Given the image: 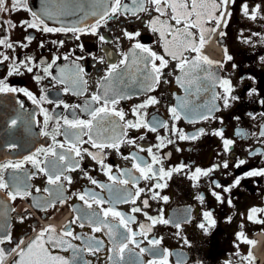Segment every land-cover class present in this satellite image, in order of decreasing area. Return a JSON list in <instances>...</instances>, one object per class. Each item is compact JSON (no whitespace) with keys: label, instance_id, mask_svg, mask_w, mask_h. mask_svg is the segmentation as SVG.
<instances>
[{"label":"flooded vegetation","instance_id":"1","mask_svg":"<svg viewBox=\"0 0 264 264\" xmlns=\"http://www.w3.org/2000/svg\"><path fill=\"white\" fill-rule=\"evenodd\" d=\"M80 2L87 3L88 0H70L69 4L64 6H49L48 0H27L28 10L0 13V38L8 36L14 45L12 49L0 46V53L12 57L17 64L31 57L32 61L38 65L31 73L21 66L20 74L8 75L13 59L0 63V79H5L8 86L18 90L0 93V163L21 160L24 156L32 154L36 148L51 145V137L41 135L43 115L40 113V107L47 109L52 116H67L72 119L75 113L76 116L86 119V114L71 106L82 105L93 93H96L109 64H118L123 54L130 53L132 45L138 41L158 55H165V58L169 59V66L164 69L161 82L154 91H145L141 83L143 77L137 71L136 65L129 69L121 68L123 83L117 78L113 81L112 87L120 90L128 98L121 99L115 108L124 111L125 121H134L136 117L132 114L133 107L145 102L149 96H155L159 103L140 111L145 113L144 118L147 121L152 122L155 118L157 121L166 122L168 128L158 127L156 132H149L143 128L129 129L128 138L135 139L136 144L142 146L145 151L140 152L135 145L124 143L120 146L119 152L114 149H105L104 163L112 166L113 172L116 173L117 169H131L132 160H125L123 157L133 152L150 161L151 158L146 149L159 144L160 141L157 140L159 136L165 139L166 146L159 149L153 147V152L162 160L165 170L181 164L186 167L183 171L173 172L170 178L161 181L166 184V187L155 190L160 196L168 197L166 202L159 198L151 199V193L145 192L142 193L141 199L137 200L136 205L120 203L115 207L125 214H132L130 210L134 206L142 208V212L133 214L136 222L131 227L135 231L139 230L140 224H150L144 215L145 212L154 217L160 216L162 212L164 219L169 220L170 223H158L152 226L149 239H161L157 250L161 256L164 249L168 250L169 264H177L178 260H182L183 264H264V254L256 252L257 246L264 251V224L248 219L252 208L264 210V176L245 175L250 170L264 169V155L259 154L264 152V137L259 135L264 130V59H261L264 57V18H262L264 11L257 14L256 20L244 16L241 11L242 3H248L250 9L257 4L264 9V0H236L234 5L230 4L228 11L232 15L227 18V26L225 27L222 23L211 33L201 49L200 54L214 62L211 71L219 78L231 81L232 91L228 107L224 106L223 99L213 100L215 93L223 95V89L219 86L213 87L210 81H204L202 87L207 90L201 91L198 100H195V97H189V99L195 100V103L199 105L207 104L208 107L215 105L209 119H199L196 112H190L187 116L182 115L178 121L172 120L168 109L178 103L176 97L183 98L186 94L176 82V77L181 75L176 68L177 62L165 54L159 34L153 33L148 26L151 19L159 16L153 5H146L150 11L140 13L139 18L121 15L110 19L98 28L96 35L80 34L79 40L75 39L71 32L45 33L28 28L26 24L21 23L31 22L32 12H36L49 27L53 28L91 25L96 17L86 16L83 12L76 11ZM124 2L130 4V0H124ZM8 3L10 5L11 0H8ZM97 11H99L98 7ZM48 12H52L51 19L48 18ZM167 18V16L161 17V19ZM5 21H11L15 27H9L4 23ZM205 27L213 28L214 22L209 21ZM125 31L139 32L140 36L129 40L124 35ZM193 31H197L198 36V30ZM254 33L257 35H253ZM101 35L107 42L99 40ZM29 36L32 37L31 41L26 39ZM53 41L57 43L54 44ZM61 41H63L62 45L59 43ZM22 44H27V47H22ZM41 44H43L42 47ZM225 50L227 55L232 57L231 60L226 59ZM184 55L191 59L196 54L189 51ZM54 56L60 59L52 66L53 76H59V70L62 67L69 69L68 75H73V61L83 69L81 75L87 82L83 96L73 95L71 91L65 93L63 89L66 85L56 83L51 77H44L42 68L46 63H51ZM65 56L68 57L67 60L64 59ZM78 57L80 59H77ZM139 68H143V65H139ZM36 75L44 78L37 82L34 79ZM105 87L108 85L106 84ZM19 89L30 91L37 98L47 95L53 103L45 101L38 107ZM57 101H63L70 108L64 109L62 105L57 107ZM199 111L206 113L207 109L201 107ZM13 118L18 120L15 128L9 125V121ZM120 123L123 124V122ZM173 125L175 132L171 130ZM51 128L52 122L49 123V130ZM201 129L203 133L199 132ZM220 130L223 131V138L214 134ZM238 130L243 135H238ZM181 131L189 137L196 135V139L180 140ZM118 132L119 129H117ZM141 136L144 137L143 140L139 139ZM84 138L87 139V137ZM169 139L172 141L170 144L167 143ZM224 139L234 141L227 151L223 145ZM57 140L62 142L64 136H57ZM10 144H15L17 147L9 148ZM83 147L97 151L88 144ZM241 159L245 160V163L236 167ZM225 162L228 163L227 168L223 166ZM196 168L212 169V171L207 176L201 175L198 180H192L189 177ZM81 169L83 170L66 173L71 177V183L62 180V194L66 200L63 204L57 201L55 207L44 206L45 200L56 199L58 193L54 186L47 184V178L43 174L37 173L28 179L26 172L36 173V169L29 163H25L22 169L17 170L16 175L28 186L31 195L11 201L4 192H0V235L10 233L12 237V242H6L0 247L13 249L16 248V242L23 240V244L20 245L22 248L40 230L49 225L60 231L75 216L91 211L73 193H82L88 189L107 199L109 195L107 190L102 191L92 185L84 176V171H87L88 175L97 181L109 183L100 166L85 155L81 161ZM12 174V169L5 172V178L9 182H11ZM133 174L139 175L134 170ZM237 178H240L238 185L234 183ZM213 182L219 183L221 187H215ZM153 183L155 181L141 180L139 187L147 189ZM45 187L53 188L51 197L49 193L43 191ZM37 188L40 189L39 192L36 191ZM128 188L135 191L131 185ZM224 188H229L230 191L225 192ZM213 191L221 195L223 202L212 195ZM200 196H203V201L198 199ZM142 199L149 200V207H143ZM37 204L41 207H37ZM108 206V204L104 205V207ZM95 207L93 205L94 209ZM33 212L38 215V218ZM205 212H211L214 224L210 225L205 221L203 215ZM20 217L24 219L21 221ZM257 217L264 219V211H258ZM176 223L180 224L179 228L174 226ZM201 223L206 225L207 231L199 227ZM71 228L75 234L94 235L104 242V247L95 255L84 252L82 254L84 260L91 261V264H110L108 248L111 245L103 232L93 233L86 221L83 228L79 226V222L72 224ZM239 233H243L247 239L255 243L250 245L244 242L238 237ZM137 239H143V237ZM185 239L189 241L188 244L184 243ZM73 243L83 247L81 241H73ZM141 247L149 246L145 241ZM249 253L252 257L251 261L246 259ZM56 254L69 257L71 251H57ZM15 256L16 252H12L4 264H11ZM153 258L151 251L144 253L141 257L145 264Z\"/></svg>","mask_w":264,"mask_h":264},{"label":"snow or ice","instance_id":"2","mask_svg":"<svg viewBox=\"0 0 264 264\" xmlns=\"http://www.w3.org/2000/svg\"><path fill=\"white\" fill-rule=\"evenodd\" d=\"M49 6H64L69 4L70 0H48ZM236 0H130L129 3H125L124 0H88L87 3L80 2L76 11L83 12L86 16L91 15L96 17L95 22L85 27L79 26H61L59 28L49 27L44 19H42L36 12H32L33 20L31 22L23 21L22 25L28 28L38 29L45 33L54 32H71L74 34L75 39H80V34L90 33L96 35L98 28L106 24L108 20L118 18L121 15H131L139 18L140 13L149 12L150 9L146 5H153L154 10L159 16L151 19L148 22V26L153 33H158L160 40L163 41V49L165 54L176 61V68L180 71L181 75L176 77L177 84L185 91V97H176L178 103L168 109L173 121L181 119L182 115L187 116L190 112H196L199 119L207 120L212 112V108L207 104L199 105L195 103V100L200 98L201 91H206L203 88L204 81H210L213 87L219 86L223 89V95L215 93L213 100L223 99L225 107L229 105V96L232 91L231 81L228 79H221L215 73L211 71L213 61L206 56L201 55V49L210 38L212 32L218 29L223 23L227 26V18H230L232 13L228 11L229 5H234ZM97 7L99 11H97ZM20 9L28 10L27 0H11L9 5L8 0H0V13H9L11 11H18ZM87 9V10H86ZM241 11L244 16L249 19L256 20L257 14L264 9L261 5L257 4L250 9L248 3L241 4ZM75 14V12L73 13ZM48 18H52V12L47 13ZM167 16V19H161V17ZM264 18V17H262ZM214 22L213 28H206L205 25L209 22ZM9 27L14 28L15 24L11 21H5ZM198 30V36L197 31ZM124 35L129 40H134L140 36L139 32H124ZM224 35V33H221ZM257 35V34H253ZM28 41H31L32 37H26ZM99 40L107 42L104 36H99ZM53 43H57L53 41ZM61 45L63 41L59 42ZM0 46L8 49L14 47L10 42V38L5 36L0 38ZM22 47H27V44H22ZM43 44H41V47ZM195 53L191 59L185 57V52ZM225 56L227 60H231L232 57L227 55L225 50ZM13 59L8 55L0 53V63ZM60 57L54 56L51 63H46L42 68L44 77H51L52 80L58 84L66 85L63 89L65 93L72 92L73 95L83 96L86 91V81L83 80V69L72 62L73 75H68L69 69L66 67L60 68L59 76H53L52 66L56 64V61ZM68 59L67 56L64 57ZM77 59H80L79 57ZM261 59H264L262 57ZM157 61L159 63H157ZM143 65V68H139V65ZM136 65L137 71L141 73L143 79L141 81L145 91H154L155 87L161 82V78L164 75V69L169 66V59L165 58V55H158L151 48L146 47L143 43L136 42L132 45L130 53H124L123 58L118 64H109L106 74L101 78V82L98 85V90L93 93L88 100H85L82 105L71 106L74 109H79L81 113L86 114L87 118H80L73 113V118L69 119L67 116H52L48 110L40 107V113L43 115V129L41 135L51 137V145L48 147H38L35 151L27 156H24L21 160L13 162L8 160L7 162L0 163V192L8 197L9 200L15 201L18 197L25 198L31 195L28 190V186L23 183L18 175L17 170L24 167L25 163L32 165L36 169V173L25 175L28 179H31L33 175L37 173L43 174L47 178V184L54 186L55 191L58 193L56 199L45 200V207H55L57 201L61 204L65 203L66 198L63 197V181L71 183V177L67 175V172L83 170L81 169V161L84 156L87 155L96 164H98L107 177L109 183L99 182L92 176L88 175L87 171H84V176L92 185H95L99 189L107 190L109 193L108 198L105 199L99 193L86 189L82 193H73L84 206L91 210L85 212L83 215L75 216L63 229L57 231V229L51 225L47 228L40 230L35 237H33L24 247H20L23 244V240L16 242V248L6 249L0 247V264H4L5 260L11 256L12 252H16V256L12 258L11 264H91V261L84 260L83 253L95 255L104 247V242L98 240L93 236H84L75 234L71 228L72 224L79 222V226L83 228L85 221L88 226L91 227L93 233L103 232L109 241L111 247L108 248L109 256L108 260L110 264H145L141 259L142 255L146 252H150L153 255V259H150L146 264H169L168 256L170 253L167 249H164L161 256L157 250V246L161 244V239L151 238L149 239V233L152 226L156 224H168L169 220L164 219L161 212L160 216H149L147 212L144 213L145 217L150 224H140L139 230L135 231L131 227L136 222L135 213L142 212V208L134 206L130 212L132 214H125L118 211L115 207L120 203H131L136 205L138 199H141L142 193H151V199H161L167 201V196H160L156 189H163L166 187L165 183H161L165 178H170L173 172H181L186 165L181 164L177 167H173L169 170H165L162 164V160L153 152V147L157 149L166 146L165 139L163 137H157L160 141L155 146H149L146 150L148 152L150 161L145 160L139 156L136 152L131 153L129 156H124L125 160H132L131 169H117L114 173L112 166L104 163V150L114 149L117 152L120 150V146L124 143L135 145L140 152L145 149L136 144L135 139L128 138V130L141 128L146 129L149 132H156L158 127L168 128L166 122L157 121L155 118L152 122L147 121L145 113L140 110L147 108L150 105H156L159 103L155 96H149L147 100L141 104L135 105L132 109L133 116L136 119L125 121V113L123 110H117V105L121 99H126L125 95L118 89L112 87L113 81L117 78L123 83V74L120 72L121 68L129 69L131 66ZM24 67L29 73L33 72L34 67H37L31 57L22 60L17 64L13 59V63L9 66L8 75L20 74V67ZM207 66V67H205ZM222 67V65H220ZM171 75V73H169ZM44 77L36 75L34 79L39 82ZM167 82V81H164ZM108 87H105V85ZM18 91L14 87H10L5 83V79H0V93L16 92ZM23 94L28 97L34 105L38 107L45 101L53 103L49 100L47 95H41L37 98L32 92L25 89H19ZM189 97H195V100L189 99ZM233 99H235L233 97ZM63 106L64 109H69L68 104L63 101H57L56 106ZM98 105V106H93ZM22 106V105H21ZM206 108L207 112H200V108ZM218 110V109H217ZM34 115V114H33ZM238 119V118H237ZM52 122V128L49 130V123ZM120 122H123L121 124ZM191 122V121H190ZM9 125L12 128L17 127L18 120L13 118L9 121ZM63 129V131H61ZM117 129L119 132L117 133ZM173 132L176 131L173 125ZM203 133V129L199 130ZM215 135L223 138V131H217ZM238 135H243L239 130ZM63 135L64 140L58 141L57 136ZM264 137V130L259 134ZM84 137H87L85 139ZM139 139L143 140L141 136ZM180 140L196 139V135L191 137L186 136L181 131L179 134ZM167 143H172L169 139ZM234 141L230 139H224L223 145L227 151ZM88 144L92 149L97 151H91L88 148H84L83 145ZM9 148H15L17 145L10 144ZM264 155V152L259 153ZM42 157V158H41ZM245 163V160L241 159L236 164V167H240ZM228 167V163L223 165ZM9 169L13 170L11 176V182L6 180L5 172ZM133 170L139 175H134ZM209 170H201L196 168L195 172L189 177L192 180H198L201 175H209ZM246 176H264V169L250 170L245 174ZM155 181L147 189L140 188L139 182ZM215 183V187L220 188L219 183ZM235 184L240 183V178H237ZM131 185L135 191L129 190L128 186ZM40 191L39 188L36 189ZM44 192L49 193L50 197L53 192V188L45 187ZM223 191H230L229 188H224ZM212 195L215 198L223 202L219 193L213 191ZM203 201V196L198 197ZM141 203L144 208L149 207V200L142 199ZM231 201L229 200V204ZM108 204V207H104ZM95 205V209L93 208ZM41 207L40 204L36 205ZM14 211V209H12ZM74 211H79L73 209ZM258 210L252 208L248 219L253 222L264 224V219L257 217ZM205 221L208 224H214L212 220L211 212H205ZM21 221L24 217H20ZM116 221V223H113ZM175 227L179 228L180 224L176 223ZM201 229L207 231V227L204 223L199 225ZM143 237V239H137ZM238 237L248 244H254L255 242L247 239L243 233H239ZM73 241H81L83 247H80L73 243ZM147 242L148 248L141 247L144 242ZM6 242H12L10 233L0 235V245H4ZM185 244H188L187 239L184 240ZM131 245V247H130ZM138 249L139 251H134ZM59 252L71 251V256L65 257ZM251 261V253L248 257ZM177 264H183L182 260H178Z\"/></svg>","mask_w":264,"mask_h":264},{"label":"bare ground","instance_id":"3","mask_svg":"<svg viewBox=\"0 0 264 264\" xmlns=\"http://www.w3.org/2000/svg\"><path fill=\"white\" fill-rule=\"evenodd\" d=\"M262 247V246H261ZM256 252L258 253H261V254H264V251L262 250V248H260L259 246L256 247Z\"/></svg>","mask_w":264,"mask_h":264},{"label":"water","instance_id":"4","mask_svg":"<svg viewBox=\"0 0 264 264\" xmlns=\"http://www.w3.org/2000/svg\"><path fill=\"white\" fill-rule=\"evenodd\" d=\"M94 19H96V18H94Z\"/></svg>","mask_w":264,"mask_h":264}]
</instances>
